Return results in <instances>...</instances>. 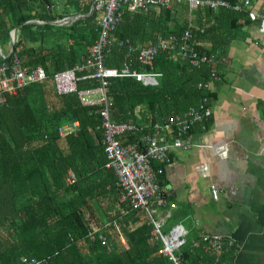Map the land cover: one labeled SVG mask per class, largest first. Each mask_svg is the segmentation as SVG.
Wrapping results in <instances>:
<instances>
[{
	"label": "trees",
	"instance_id": "16d2710c",
	"mask_svg": "<svg viewBox=\"0 0 264 264\" xmlns=\"http://www.w3.org/2000/svg\"><path fill=\"white\" fill-rule=\"evenodd\" d=\"M93 2L0 0L2 54L9 52L10 32L15 29L12 54L31 68L43 67L48 75L42 83L17 90L0 107V264H24L23 259H34L36 264H174L159 253L163 244L141 210L119 202L116 177L106 168L97 108L83 107L76 94L58 95L55 90L53 74L73 68L89 55L99 37L101 12L94 10L61 26L49 23L86 15ZM190 17L193 40L208 55H220L234 32L254 22L248 10L190 9L177 3L148 12L125 11L111 35L112 47L104 52L103 66L120 70L129 60L133 70L159 76L154 87L134 78L109 80L111 120L142 129L121 137L122 144L138 141L155 123L196 106L203 98L210 105L216 98L213 84L219 79L218 65L193 67L188 60L173 59L170 52L142 64L118 44L128 40L139 49L160 37H180ZM207 83L212 87H206ZM96 85L93 80L79 82V88ZM75 121L79 124L75 133L60 136L59 129ZM208 126L209 119L189 132ZM165 165L151 163L155 170ZM71 174L73 183L67 181ZM163 174L157 175L159 193ZM90 222L97 231L90 229ZM120 236L125 238L124 245ZM232 253L225 240L216 253L205 249L201 234L191 233L174 255L179 264H230Z\"/></svg>",
	"mask_w": 264,
	"mask_h": 264
},
{
	"label": "crops",
	"instance_id": "0c3cea01",
	"mask_svg": "<svg viewBox=\"0 0 264 264\" xmlns=\"http://www.w3.org/2000/svg\"><path fill=\"white\" fill-rule=\"evenodd\" d=\"M250 12L254 22L217 54L208 128L191 132L188 150L170 151L160 187L167 204L155 214L165 234L181 225L221 236L230 264H264V0Z\"/></svg>",
	"mask_w": 264,
	"mask_h": 264
},
{
	"label": "built area",
	"instance_id": "2783aa9c",
	"mask_svg": "<svg viewBox=\"0 0 264 264\" xmlns=\"http://www.w3.org/2000/svg\"><path fill=\"white\" fill-rule=\"evenodd\" d=\"M186 4L188 8L208 7L212 10L220 8L234 12L248 10L250 12V0H244L239 4L231 3L227 0H94V10L101 12V17L97 21L100 28L99 37L90 49L89 55L83 58L80 63L73 68L65 69L53 74V82L58 95L76 94L83 107H96L101 120L102 145L106 157V168L110 169L116 177V186L120 190L119 202L139 209L145 219H148L155 228V237L160 239L163 246L159 253L168 257L174 264H179L174 256L176 251L184 242L186 231L181 225L172 227L167 235L161 233L160 224L155 219L156 211L159 207L167 204L166 200L158 192L157 175L163 173L164 169H153L152 162L169 163V153L171 149L188 150L190 148V128L197 124H204L211 116V108L208 100L203 98L196 106L189 107L186 111L170 115L165 121L155 123L152 130L140 136L135 142L122 144L120 140L123 136L141 132L132 123H114L110 117L111 101L108 99V85L112 78H134L144 86H157L159 74L142 73L132 69L133 61H124L120 70L106 68L102 61L104 52L112 47L111 35L116 25L122 20L125 11L131 13L148 12L150 9L165 7L172 4ZM259 18L264 20V14ZM37 23H42L36 21ZM192 18H189L188 27L180 37L171 35L167 38H158L154 43L136 48L129 44L128 40L119 41V46H126L127 54H134L137 61L142 64L151 62L156 55L162 52H170L171 57H180L188 60L193 67H198L203 63L218 65L217 54L208 55L201 51L193 40ZM15 38V37H14ZM11 47V44H10ZM127 55V56H128ZM126 56V58H127ZM0 107L7 101V97L14 95L17 90L30 84L42 83L48 78L43 67L31 68L24 65L22 61L12 54L9 61H5V55L0 50ZM81 74L82 76L78 75ZM212 76L215 77L214 72ZM93 80L96 86L79 88V82ZM211 88L210 83L205 84ZM78 122L71 126H63L59 129L60 136L66 133H75ZM168 135L173 136L171 141ZM69 183L74 182L71 174L67 179ZM213 198H217V193L212 192ZM170 208H175V204H170ZM94 232L97 227L93 222L89 224ZM120 243L125 244V238L120 236ZM201 240L205 243V249L219 253L224 240L220 236L202 234ZM103 237L102 243L106 244ZM197 247L198 242H193ZM33 264L34 261L26 262Z\"/></svg>",
	"mask_w": 264,
	"mask_h": 264
},
{
	"label": "water",
	"instance_id": "95a60500",
	"mask_svg": "<svg viewBox=\"0 0 264 264\" xmlns=\"http://www.w3.org/2000/svg\"><path fill=\"white\" fill-rule=\"evenodd\" d=\"M93 11H94V7H93V4H92L89 13L86 14V15L69 16V17H65V18H63L61 20H58V21L50 22L49 24H52V25H55V26H61V25H65V24H68V23H72V22L76 21L79 18L89 16L90 14H92ZM14 37H15V29L11 30V32H10V44H11V47H10V51L7 53L5 58H8L13 52Z\"/></svg>",
	"mask_w": 264,
	"mask_h": 264
},
{
	"label": "bare ground",
	"instance_id": "6f19581e",
	"mask_svg": "<svg viewBox=\"0 0 264 264\" xmlns=\"http://www.w3.org/2000/svg\"><path fill=\"white\" fill-rule=\"evenodd\" d=\"M78 125H79V124H78ZM183 229H184V228H183ZM184 230H185V229H184ZM185 231H186V230H185ZM169 232H170V231H169ZM169 232H168V233H169ZM186 232H187V231H186ZM161 233L164 234V235H167V234L163 233L162 231H161ZM187 234H188V233H186V236H187ZM186 236H185V238H186ZM220 237H221V236H220ZM185 238H184V240H185ZM221 238H222V237H221ZM222 239L224 240V238H222ZM174 252H175V251H174ZM173 254H174V253H173ZM174 256H175V255H174ZM23 260H25L26 262L34 261L33 264H36V261H35L34 259H33V260H30V261H29V260H26V259H23ZM24 264H26V263H24Z\"/></svg>",
	"mask_w": 264,
	"mask_h": 264
},
{
	"label": "rangeland",
	"instance_id": "374dc122",
	"mask_svg": "<svg viewBox=\"0 0 264 264\" xmlns=\"http://www.w3.org/2000/svg\"><path fill=\"white\" fill-rule=\"evenodd\" d=\"M69 127V126H68ZM163 230V229H162ZM166 234H168V232L166 233Z\"/></svg>",
	"mask_w": 264,
	"mask_h": 264
},
{
	"label": "clouds",
	"instance_id": "9594fccd",
	"mask_svg": "<svg viewBox=\"0 0 264 264\" xmlns=\"http://www.w3.org/2000/svg\"><path fill=\"white\" fill-rule=\"evenodd\" d=\"M10 51V50H9ZM6 56V55H5Z\"/></svg>",
	"mask_w": 264,
	"mask_h": 264
}]
</instances>
